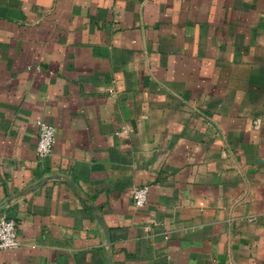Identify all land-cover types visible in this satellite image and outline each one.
<instances>
[{
  "label": "crops",
  "instance_id": "0c3cea01",
  "mask_svg": "<svg viewBox=\"0 0 264 264\" xmlns=\"http://www.w3.org/2000/svg\"><path fill=\"white\" fill-rule=\"evenodd\" d=\"M3 202L0 264H264V0H0Z\"/></svg>",
  "mask_w": 264,
  "mask_h": 264
},
{
  "label": "built area",
  "instance_id": "2783aa9c",
  "mask_svg": "<svg viewBox=\"0 0 264 264\" xmlns=\"http://www.w3.org/2000/svg\"><path fill=\"white\" fill-rule=\"evenodd\" d=\"M39 138L36 152L40 159L49 157L52 154L55 144L56 128L45 119L36 121ZM149 195V187L147 185L137 187L133 193L134 203L138 207L146 204ZM18 228L13 219L6 216L0 217V250L13 249L19 246Z\"/></svg>",
  "mask_w": 264,
  "mask_h": 264
},
{
  "label": "water",
  "instance_id": "95a60500",
  "mask_svg": "<svg viewBox=\"0 0 264 264\" xmlns=\"http://www.w3.org/2000/svg\"><path fill=\"white\" fill-rule=\"evenodd\" d=\"M45 182V179L40 181L37 185H35V187H38L40 184L44 183ZM8 205V202H3L0 204V210L3 209L5 206ZM91 208L95 211L96 210V207L94 206H91ZM98 217V220L100 222V224L102 225V227L105 229V235H106V239L107 241L109 242L110 241V235H109V232L108 230L106 229V224H105V221L103 219V217H101L100 215H97ZM108 264H112V259L109 257L108 258Z\"/></svg>",
  "mask_w": 264,
  "mask_h": 264
}]
</instances>
